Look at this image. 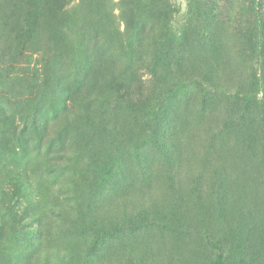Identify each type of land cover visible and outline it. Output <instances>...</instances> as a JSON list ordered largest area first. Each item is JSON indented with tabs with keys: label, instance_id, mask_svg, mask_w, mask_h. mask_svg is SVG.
I'll list each match as a JSON object with an SVG mask.
<instances>
[{
	"label": "rangeland",
	"instance_id": "374dc122",
	"mask_svg": "<svg viewBox=\"0 0 264 264\" xmlns=\"http://www.w3.org/2000/svg\"><path fill=\"white\" fill-rule=\"evenodd\" d=\"M10 4L0 264H264V0Z\"/></svg>",
	"mask_w": 264,
	"mask_h": 264
},
{
	"label": "trees",
	"instance_id": "16d2710c",
	"mask_svg": "<svg viewBox=\"0 0 264 264\" xmlns=\"http://www.w3.org/2000/svg\"><path fill=\"white\" fill-rule=\"evenodd\" d=\"M11 2H12V0H0V18H2L4 21H8L9 18L13 15L12 11L14 9H12L13 6H12V4H10ZM0 58H1V56H0ZM241 99L243 101H245L246 103H249L252 106L251 110L246 109L247 113L249 111V113L254 115V116L258 115L257 105L254 103V100L250 95H247L246 97H243ZM0 112H1V109H0ZM245 115H246L245 113H241L240 117L242 118V116H245ZM10 174H11V170L2 168V170L0 171V180L4 179V178L6 179ZM13 181H14V178H12L11 182H13ZM14 183H15V187H16L15 193H17L19 191V190L17 191V187L22 182L20 183L19 180L16 179L14 181ZM52 210H54V208H52ZM58 225L60 226V228L68 229L71 231H73V230L83 231L85 228H87L86 227L87 224L85 221H83L82 214L80 213V208L78 206L76 207L73 205L69 207V212L67 214L62 213L60 215V221H58ZM2 233H3L2 234L3 236H6L7 230H5ZM36 235H37V233H36ZM58 260H59V258L57 259L56 257L50 256L49 254H47L46 260L43 264H61V263L65 264L64 262H59Z\"/></svg>",
	"mask_w": 264,
	"mask_h": 264
}]
</instances>
